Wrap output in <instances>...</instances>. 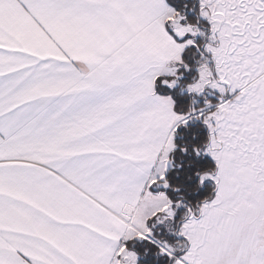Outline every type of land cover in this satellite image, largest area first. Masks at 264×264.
Returning a JSON list of instances; mask_svg holds the SVG:
<instances>
[{"label": "snow or ice", "instance_id": "snow-or-ice-1", "mask_svg": "<svg viewBox=\"0 0 264 264\" xmlns=\"http://www.w3.org/2000/svg\"><path fill=\"white\" fill-rule=\"evenodd\" d=\"M186 34L205 41L187 92L219 97L178 113L154 88L188 70ZM193 119L213 161L195 205L167 176ZM134 239L170 264H264V0H198L194 23L165 0H0V264H137Z\"/></svg>", "mask_w": 264, "mask_h": 264}, {"label": "trees", "instance_id": "trees-1", "mask_svg": "<svg viewBox=\"0 0 264 264\" xmlns=\"http://www.w3.org/2000/svg\"><path fill=\"white\" fill-rule=\"evenodd\" d=\"M166 2L172 6L176 11L183 13L188 22L194 23L197 20L198 0H166ZM201 23H203L201 21ZM171 32V30L169 29ZM172 33V32H171ZM172 35H174L172 33ZM175 37V36H174ZM180 40V39H178ZM204 43L201 42L202 46ZM200 46V50H202ZM182 60L189 68H193L195 65L196 51L193 46H188L182 53ZM184 70L182 66L178 68ZM180 71V72H181ZM160 79H169V77H161ZM190 80V78H189ZM181 85H176L173 88H168L166 85L161 84L158 79L155 84V91L161 95H169L174 101V110L178 113L188 111L191 105L194 108L202 107L203 100L197 95L189 94L187 91L182 92L180 90ZM219 93L214 92V97H205L214 106L218 102ZM195 101V104L192 101ZM207 138V128L199 120H191L187 126H180L174 137V142L177 145V149L171 154L173 166L170 167L167 173L170 184L179 185L181 188L180 193H173L168 190V195L171 199L175 200L179 196H183L184 202L195 205L197 201H200L207 197L211 192L212 185L209 181H205L203 184L198 183V177L194 175L196 171H203L206 168L212 166L213 161L210 156L201 154L197 156L192 151L193 146H199L205 142ZM181 147H186L187 152H180ZM181 165L180 168H176L175 165ZM185 209L183 207L176 209V217L180 220ZM161 239H166V233H160ZM178 239V237L176 236ZM175 241L174 239L171 240ZM127 246L130 250L136 252L139 256L138 264H170L169 260L165 256L158 255V249L154 244L147 241L132 240L127 242Z\"/></svg>", "mask_w": 264, "mask_h": 264}, {"label": "rangeland", "instance_id": "rangeland-1", "mask_svg": "<svg viewBox=\"0 0 264 264\" xmlns=\"http://www.w3.org/2000/svg\"><path fill=\"white\" fill-rule=\"evenodd\" d=\"M182 15H183V13H181ZM171 30V29H170ZM174 34V33H173ZM184 39H193L194 40V42H195V46H193L194 48H195V51H196V59H195V65H194V67L193 68H189L188 67V70L186 71L185 69L184 70H179L178 71V73L179 74H182L181 76H180V80H179V82H178V84L179 85H181L180 86V90L182 91V92H186L187 90H186V87H185V85H187V84H190L194 79H196V78H198V71H197V67H198V63L200 62V60H201V52L203 51V48H202V50H200V43L201 42H203L204 41V39L202 38V37H200L199 35H197V36H195V37H193V36H191V35H187L186 34V36L184 37V38H180V42H183V40ZM205 42V41H204ZM204 44V43H203ZM183 67V66H182ZM178 68H180V66L178 67ZM181 71V72H180ZM189 78H190V80H189ZM170 79V78H169ZM177 84V85H178ZM214 92H217L216 90H214V89H210V88H205V90H204V92L203 93H201V94H199V95H197V94H195V95H197L198 97H201L202 99L204 98V100H203V105H204V103H205V100H207V101H209L210 102V100H208L207 98H205V97H214ZM218 98V97H217ZM210 103H212V102H210ZM202 105V106H203ZM212 105V104H211ZM193 120H196V119H193ZM176 213V212H175ZM175 217H176V215H175ZM175 221H178L177 219H175ZM172 227L175 229L176 228V223L175 222H173L172 223ZM156 228H158L157 230H156V232H155V229H153V232H154V236H156L157 238H161L162 236H161V232L162 233H166L167 235V238H166V240H168L169 242H171V240L172 239H174V240H177V238H176V236L173 234V233H169L167 230H166V228L164 227V226H157ZM172 242H174V241H172ZM138 264V263H137Z\"/></svg>", "mask_w": 264, "mask_h": 264}, {"label": "crops", "instance_id": "crops-1", "mask_svg": "<svg viewBox=\"0 0 264 264\" xmlns=\"http://www.w3.org/2000/svg\"><path fill=\"white\" fill-rule=\"evenodd\" d=\"M165 2H166V0H165ZM167 3V2H166ZM168 4V3H167ZM169 5V4H168ZM170 6V5H169ZM170 7H172V6H170ZM173 8V7H172ZM166 30H168L169 31V29H166ZM169 34H171L172 35V33L169 31ZM174 36V35H173ZM175 38V37H174ZM178 42H180L179 40H178ZM182 55V54H181ZM154 91H155V89H154ZM155 93L157 94V95H159V96H162V97H170L169 95H161V94H158L156 91H155ZM155 190H157V189H153V191H155ZM175 215H176V213H175ZM158 228H155V232H156V230H157ZM157 233V232H156ZM135 240V239H134ZM140 241V240H139ZM129 242V241H128ZM127 243V242H126ZM133 251V250H132ZM138 255V254H137ZM138 259H139V256H138ZM137 263H138V261H137Z\"/></svg>", "mask_w": 264, "mask_h": 264}, {"label": "water", "instance_id": "water-1", "mask_svg": "<svg viewBox=\"0 0 264 264\" xmlns=\"http://www.w3.org/2000/svg\"><path fill=\"white\" fill-rule=\"evenodd\" d=\"M201 48H203V47L201 46Z\"/></svg>", "mask_w": 264, "mask_h": 264}]
</instances>
